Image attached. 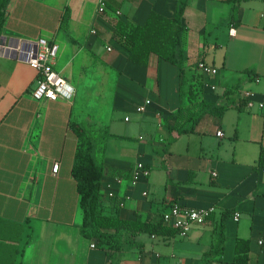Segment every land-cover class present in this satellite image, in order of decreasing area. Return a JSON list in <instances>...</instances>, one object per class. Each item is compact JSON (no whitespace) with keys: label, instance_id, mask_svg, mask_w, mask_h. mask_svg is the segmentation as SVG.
<instances>
[{"label":"crops","instance_id":"0c3cea01","mask_svg":"<svg viewBox=\"0 0 264 264\" xmlns=\"http://www.w3.org/2000/svg\"><path fill=\"white\" fill-rule=\"evenodd\" d=\"M100 1H9L0 29V264H109L79 231L73 124L104 134L103 214L155 223L174 205L214 209L185 236L129 238L119 264H233L238 239L249 241L247 264H264V106L240 105L245 91L264 104V0L242 1L237 16L226 0H189L186 64L203 59L217 69L199 97L227 109L182 135L168 130L188 105L177 68L153 54L147 67L133 64L112 37L118 21L142 24L150 11L172 18L178 0H103L104 13ZM41 38L58 47L54 67L74 88L71 101L35 100V70L1 50ZM139 163L147 178H135ZM223 217V252L203 263Z\"/></svg>","mask_w":264,"mask_h":264},{"label":"trees","instance_id":"16d2710c","mask_svg":"<svg viewBox=\"0 0 264 264\" xmlns=\"http://www.w3.org/2000/svg\"><path fill=\"white\" fill-rule=\"evenodd\" d=\"M10 0H0V29L3 24ZM244 0H226L231 5L232 15L237 16L239 5ZM189 0H178L174 16L167 18L150 11L142 24L118 21L112 33L113 39L127 52V60L138 66L147 67L149 56L156 55L161 60L174 65L179 73L180 89L188 100V105L179 107L172 116L175 123L169 132L175 130L178 135L193 133L199 120L205 115L221 119L227 107L209 103L199 96L204 87L205 75L196 70L195 64L187 65V57L183 49V34L185 27L183 16ZM68 22L65 13L62 28ZM239 85H233L224 91L225 97L233 96ZM182 94V93H181ZM242 107L245 102L240 99ZM190 121L186 126L187 119ZM73 130L78 138L74 154L71 176L75 180L79 196L78 208L81 214L79 231L81 236L94 241V247L104 250L109 256V264H119V255L129 246L128 239L141 234L157 237H173L178 230L164 225L162 214L157 222L152 218L141 221L140 218L123 220L112 215L103 214V198L101 184L104 175L103 154L105 152L104 134L92 135L89 127L73 124ZM260 166L263 160L260 159ZM224 217L217 230L216 245L203 256V263H209L214 256L223 252L225 243ZM22 227V226H21ZM126 236L127 239L123 238ZM249 241L238 239L235 244L233 264H247Z\"/></svg>","mask_w":264,"mask_h":264},{"label":"built area","instance_id":"2783aa9c","mask_svg":"<svg viewBox=\"0 0 264 264\" xmlns=\"http://www.w3.org/2000/svg\"><path fill=\"white\" fill-rule=\"evenodd\" d=\"M107 10L106 3L101 0L98 5V12L104 13ZM120 15V11L115 12ZM3 54L12 56L13 58L26 63L37 74L36 86L32 91V97L37 100L57 101L63 99L71 101L74 98L75 90L69 83L55 70V59L58 53V47L46 39H39L34 42L18 41L13 45L2 47ZM110 51L109 48H107ZM196 70L205 76H214L217 69L205 62H197ZM242 100L248 109H252L256 104L258 108H263L264 104L257 103L256 95L252 91H245L242 94ZM150 102L145 101L144 105L137 106L136 111L142 113L145 111ZM126 121L128 119H125ZM216 135L222 137L223 134L217 130ZM59 165L55 163L52 167L53 173L58 171ZM150 172L144 164H137L135 178H147ZM215 175V174H214ZM146 196V193H143ZM214 212L213 208L209 209H187L178 205L172 206L167 212L162 214L164 225L178 230L180 236H185L192 225H204L208 222L209 217ZM238 214L234 215L237 220ZM259 245L263 242L259 241ZM94 247V245H91Z\"/></svg>","mask_w":264,"mask_h":264},{"label":"rangeland","instance_id":"374dc122","mask_svg":"<svg viewBox=\"0 0 264 264\" xmlns=\"http://www.w3.org/2000/svg\"><path fill=\"white\" fill-rule=\"evenodd\" d=\"M109 95V94H108ZM108 95H106L107 97V100H109V101H106V103H108L109 104V102H110V97L108 96ZM102 101V100H101ZM137 108V107H136ZM136 110V109H135ZM120 113L119 112H117V114L115 113V117H120ZM116 119V118H115ZM117 122H121V121H117ZM85 126V125H84ZM89 127V132L91 133V136L92 135H98V133L95 131V129L93 128V126H88ZM99 134H103V133H99ZM106 137V136H105Z\"/></svg>","mask_w":264,"mask_h":264}]
</instances>
